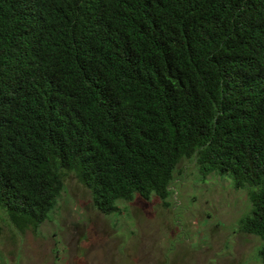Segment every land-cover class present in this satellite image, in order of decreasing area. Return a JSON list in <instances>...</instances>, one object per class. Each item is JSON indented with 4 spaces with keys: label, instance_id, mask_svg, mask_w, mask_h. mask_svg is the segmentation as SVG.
Wrapping results in <instances>:
<instances>
[{
    "label": "trees",
    "instance_id": "1",
    "mask_svg": "<svg viewBox=\"0 0 264 264\" xmlns=\"http://www.w3.org/2000/svg\"><path fill=\"white\" fill-rule=\"evenodd\" d=\"M190 159L247 190L264 264V0H0V210L46 221L69 173L104 215L165 206Z\"/></svg>",
    "mask_w": 264,
    "mask_h": 264
},
{
    "label": "rangeland",
    "instance_id": "2",
    "mask_svg": "<svg viewBox=\"0 0 264 264\" xmlns=\"http://www.w3.org/2000/svg\"><path fill=\"white\" fill-rule=\"evenodd\" d=\"M164 205L158 198L119 202L104 215L71 173L49 218L18 231L0 210V264H260L257 237L238 231L247 190L215 174L201 176L190 159Z\"/></svg>",
    "mask_w": 264,
    "mask_h": 264
}]
</instances>
